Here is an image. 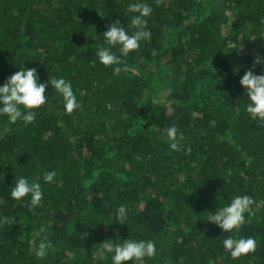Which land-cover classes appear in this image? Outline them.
<instances>
[{"label": "trees", "instance_id": "16d2710c", "mask_svg": "<svg viewBox=\"0 0 264 264\" xmlns=\"http://www.w3.org/2000/svg\"><path fill=\"white\" fill-rule=\"evenodd\" d=\"M133 2L0 0V85L20 65L37 68L41 82L70 81L82 104L66 113L49 85L33 123L0 117V215L23 223L0 228V264H111L101 243L128 238L156 242L144 264H264V122L246 113L239 83L264 70L254 66L264 0H147L151 40L104 66L102 33L116 20L128 27ZM173 125L179 152L162 134ZM20 176L41 183L35 213L10 197ZM243 194L255 203L239 236L257 248L233 260L222 244L230 234L206 220ZM41 227L52 243L44 259L33 239Z\"/></svg>", "mask_w": 264, "mask_h": 264}, {"label": "clouds", "instance_id": "9594fccd", "mask_svg": "<svg viewBox=\"0 0 264 264\" xmlns=\"http://www.w3.org/2000/svg\"><path fill=\"white\" fill-rule=\"evenodd\" d=\"M127 13L132 14L128 27L116 20L102 33L104 45L98 47L96 57L104 66L118 64L121 56H128L141 47V42L150 41L152 38L147 18L151 17L153 8L147 3V0H136V2L129 3ZM94 38L98 37L95 36ZM113 49H117L119 55ZM152 55H156L155 50H153ZM261 63H264V57L258 56L254 61V66ZM239 83L245 89L247 97L246 113L251 119L264 122V70L261 74H256L253 69L247 70ZM49 85L62 97L66 113L71 114L82 108L70 81L62 77H53L47 82H41L37 68H26L20 65L19 71L8 77L0 85V117H6L11 124L21 121L27 126L33 123L37 116L36 110L47 103L45 91ZM162 134L167 136L171 150L181 151L179 141L184 139V135L177 126L168 127ZM191 151V147L184 149L185 154H190ZM56 176L55 170L48 171L44 174L43 181L53 183ZM57 186L61 185L58 184ZM10 197L15 201H23L27 198L29 212L35 213V209L41 207L44 192L40 182L20 176L19 178L16 177ZM254 203L255 201L250 195H236L231 198L230 202L223 204L218 209L216 208L214 213L209 212L207 217V222L215 224L223 232L230 234L226 236L222 244L233 260L256 251L257 240L254 237L239 236L242 226L247 223L253 212L252 205ZM115 217L119 224H126L128 219L126 205H119L115 211ZM17 223L22 222L17 220L15 216L0 215V228ZM238 236L239 238H237ZM37 238L39 243L35 248V256L44 259L52 247L44 227L33 233V239ZM120 241L122 242L116 243L111 239H106L101 243L103 251L110 255L111 264H127L129 261L131 264H144L146 260L154 259L157 256L154 240L128 238Z\"/></svg>", "mask_w": 264, "mask_h": 264}]
</instances>
